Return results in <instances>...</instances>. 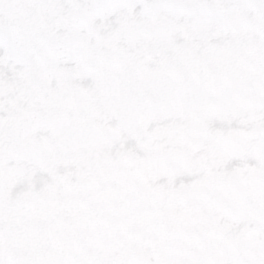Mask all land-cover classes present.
<instances>
[{
    "label": "rangeland",
    "instance_id": "obj_1",
    "mask_svg": "<svg viewBox=\"0 0 264 264\" xmlns=\"http://www.w3.org/2000/svg\"><path fill=\"white\" fill-rule=\"evenodd\" d=\"M0 264H264V0H0Z\"/></svg>",
    "mask_w": 264,
    "mask_h": 264
},
{
    "label": "trees",
    "instance_id": "obj_2",
    "mask_svg": "<svg viewBox=\"0 0 264 264\" xmlns=\"http://www.w3.org/2000/svg\"><path fill=\"white\" fill-rule=\"evenodd\" d=\"M194 77H195L194 74H188L187 72L183 73L182 75H178L177 77H175V79L173 78V76H169V77L166 76V77L158 78L152 83L150 82V84L144 87V89H141V91L132 92V89L126 90L121 87V89L120 88L117 89L116 93L119 96H121L122 92L127 93L130 96L132 95V97H129V99H132L135 96L139 104L142 105V107L144 108L145 112L149 113L154 111L157 108L158 104H162L164 101H166L167 98L171 96L170 94H172V92H174L175 90L182 88L184 89V91L195 89L194 85L196 82L194 81ZM71 245H72V249L76 253V256L72 258H75V260H79L83 258L81 255L82 252L81 254L77 253L80 252V250L78 249L79 247L76 244L74 237L71 239ZM148 247H149V241L146 239L145 236L140 235L139 250L143 253V251H147L146 248ZM62 248L64 249L66 248V246ZM79 254L80 257H78ZM74 263H77V261H75Z\"/></svg>",
    "mask_w": 264,
    "mask_h": 264
}]
</instances>
